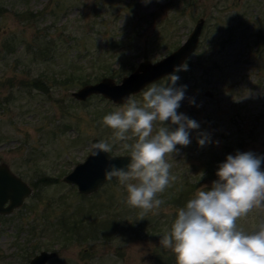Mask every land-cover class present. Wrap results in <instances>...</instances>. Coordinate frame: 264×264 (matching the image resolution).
I'll list each match as a JSON object with an SVG mask.
<instances>
[{"label": "rangeland", "instance_id": "374dc122", "mask_svg": "<svg viewBox=\"0 0 264 264\" xmlns=\"http://www.w3.org/2000/svg\"><path fill=\"white\" fill-rule=\"evenodd\" d=\"M199 17L204 25L187 70L172 73L175 87L186 86L178 112L199 129L187 147L165 157L175 177L168 188L190 190L188 200L217 179L206 171L213 151L233 143L238 152L264 156V0H0V162L32 188L21 206L0 214V264H27L40 250L56 252L45 264H159L165 255L176 264L159 240L188 200L167 202L163 192L164 203L141 216L117 179L83 195L62 177L85 159L94 137L113 144L111 154L128 153L121 145L134 143L114 141L102 122L124 103L101 95L75 99L78 76L119 82L140 60L179 46ZM124 38L127 48L117 49ZM168 76L153 83L167 85ZM36 78L47 89L32 86ZM142 91L130 98L142 102ZM201 133L209 137L203 147ZM62 216L83 218L90 231L63 243L65 223L53 225ZM262 217L253 211L237 223L251 230Z\"/></svg>", "mask_w": 264, "mask_h": 264}, {"label": "clouds", "instance_id": "9594fccd", "mask_svg": "<svg viewBox=\"0 0 264 264\" xmlns=\"http://www.w3.org/2000/svg\"><path fill=\"white\" fill-rule=\"evenodd\" d=\"M184 70L187 64L174 73ZM167 79V85H148L142 102L127 97L120 110L102 121L114 130V141L134 139L121 145L129 162L124 167L110 165L105 178L125 185L126 203L141 209V216L164 203L159 194L175 180L165 157L177 153V145L187 147L190 132L199 129L195 120L178 112L186 86L175 87L179 79L175 74ZM157 123L161 126L154 132ZM197 142L203 147L209 137L201 133ZM90 148L97 156L111 152L113 144L99 141ZM262 164L264 156L252 152L226 156L211 186L202 187L178 210L170 230L159 240L160 246L173 252L176 264H264V217L251 230L237 223L253 211L264 212Z\"/></svg>", "mask_w": 264, "mask_h": 264}, {"label": "water", "instance_id": "95a60500", "mask_svg": "<svg viewBox=\"0 0 264 264\" xmlns=\"http://www.w3.org/2000/svg\"><path fill=\"white\" fill-rule=\"evenodd\" d=\"M203 25L204 18L199 17L179 46L155 61L140 60L137 66L122 76L119 82L112 77L104 76L95 82L82 84L73 90L71 95L80 101L92 95H101L114 104H123L127 97L139 93L149 84L174 73V69L183 65L197 48ZM205 94L211 96L210 91H206ZM99 141L101 140L98 137L92 138L85 159L77 162L62 177L64 182L75 185L77 191L83 195L96 192L104 182L110 181L105 178V171L110 165L124 167L129 162L128 153L101 152L97 156L92 155L90 146ZM31 192L32 188L29 184L12 172L6 162H0V214H10L23 204L24 199ZM55 254V251L40 250L29 259L27 264H45Z\"/></svg>", "mask_w": 264, "mask_h": 264}, {"label": "trees", "instance_id": "16d2710c", "mask_svg": "<svg viewBox=\"0 0 264 264\" xmlns=\"http://www.w3.org/2000/svg\"><path fill=\"white\" fill-rule=\"evenodd\" d=\"M127 40H128L127 38L117 40L115 42V44H116L115 46H117V49H121L122 47L127 48V42H128ZM70 79H72L74 81L75 77L71 74L70 76H67V80H70ZM77 80H79L78 83H80V84L88 83L91 81V79H89L88 77L83 76V72L78 76ZM31 84H32V86L39 88L43 91L45 89H47V86L45 85L43 80L40 78L34 79L31 82ZM228 152L231 155H234L236 152H238L233 143H230L228 145V147L225 148V150H222L220 152L213 151V153H211L210 157L208 158V161L206 162V165H207L206 171H207L209 177H212L216 173L218 168L215 166L219 165V162L223 160L224 154L225 153L227 154ZM209 169H211L212 172H210ZM48 179H50V178L45 179V177H44L40 181L46 182V181H48ZM53 179H55V178H53ZM190 193H191L190 190H187V189L185 190V188L179 187V185H178V186H174L171 188H166L164 191V197H165L167 202H173L174 203L176 201L179 205H184L186 203V201L188 200ZM83 221L84 220L81 217H78L76 219L74 218V219L70 220L69 218L62 216L57 220L56 223L54 222L53 225L61 226V224L65 223V227H63V229L60 233H61V241H63V243H67V242L71 241V238H74L76 240H78V239L82 240V238L85 235H87V233L90 231V229H89L88 231L84 232L85 227L83 225ZM93 222L95 224L98 223V222H96V219ZM103 223L104 222H101V225L99 227L96 226L98 228H95L94 232L91 234V237H95L99 233L98 230L102 229L104 227ZM158 254L159 253H157L156 256ZM171 257H172V255H165V260H162L161 259L162 257H158L156 262L159 264H175L174 259Z\"/></svg>", "mask_w": 264, "mask_h": 264}]
</instances>
